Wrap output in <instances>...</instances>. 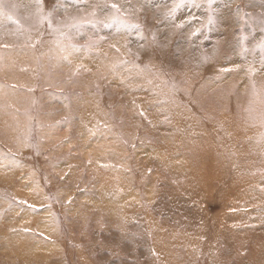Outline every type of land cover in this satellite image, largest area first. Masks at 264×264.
Listing matches in <instances>:
<instances>
[{
    "label": "rangeland",
    "instance_id": "obj_1",
    "mask_svg": "<svg viewBox=\"0 0 264 264\" xmlns=\"http://www.w3.org/2000/svg\"><path fill=\"white\" fill-rule=\"evenodd\" d=\"M0 264H264V0H0Z\"/></svg>",
    "mask_w": 264,
    "mask_h": 264
},
{
    "label": "snow or ice",
    "instance_id": "obj_2",
    "mask_svg": "<svg viewBox=\"0 0 264 264\" xmlns=\"http://www.w3.org/2000/svg\"><path fill=\"white\" fill-rule=\"evenodd\" d=\"M113 7H116V5H113ZM133 27H138V26H133ZM181 27H182V25H181Z\"/></svg>",
    "mask_w": 264,
    "mask_h": 264
}]
</instances>
